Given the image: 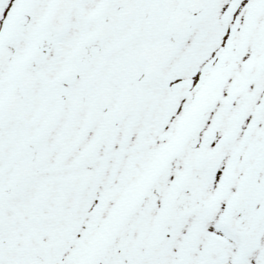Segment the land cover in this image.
Wrapping results in <instances>:
<instances>
[{"label": "snow or ice", "instance_id": "6c2138e0", "mask_svg": "<svg viewBox=\"0 0 264 264\" xmlns=\"http://www.w3.org/2000/svg\"><path fill=\"white\" fill-rule=\"evenodd\" d=\"M0 264H264V0H0Z\"/></svg>", "mask_w": 264, "mask_h": 264}]
</instances>
